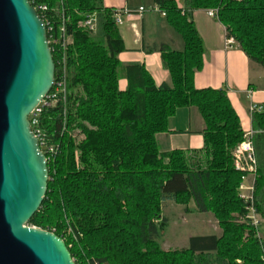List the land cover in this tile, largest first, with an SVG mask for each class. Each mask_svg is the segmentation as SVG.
<instances>
[{
    "label": "trees",
    "instance_id": "1",
    "mask_svg": "<svg viewBox=\"0 0 264 264\" xmlns=\"http://www.w3.org/2000/svg\"><path fill=\"white\" fill-rule=\"evenodd\" d=\"M30 2L48 8L38 12L49 40L56 41L51 48L57 76L63 26L71 43L65 51L66 111L59 106L40 118L47 140L59 151L49 159L48 191L29 225L62 238L76 264H264V241L239 222L247 213L239 199L246 174L236 171L233 152L245 133L224 90L195 87L205 49L192 20L195 11H218L227 37L264 68V0H184L185 10L174 0H153L184 42L182 52L160 49L171 77L170 85L161 86L143 64L119 62L125 45L114 10L103 0ZM94 14L103 17L97 36L84 27ZM121 78L128 82L125 92L119 89ZM184 108L201 114L204 147L162 153L157 136ZM252 124L256 207L264 221V108L253 113ZM167 203L186 209L193 203L197 212L212 214L221 236L191 237L186 248L164 250Z\"/></svg>",
    "mask_w": 264,
    "mask_h": 264
},
{
    "label": "water",
    "instance_id": "2",
    "mask_svg": "<svg viewBox=\"0 0 264 264\" xmlns=\"http://www.w3.org/2000/svg\"><path fill=\"white\" fill-rule=\"evenodd\" d=\"M55 78L38 11L30 0H0V264H76L62 238L28 226L49 182L30 116Z\"/></svg>",
    "mask_w": 264,
    "mask_h": 264
},
{
    "label": "crops",
    "instance_id": "3",
    "mask_svg": "<svg viewBox=\"0 0 264 264\" xmlns=\"http://www.w3.org/2000/svg\"><path fill=\"white\" fill-rule=\"evenodd\" d=\"M184 8V0H174ZM104 7L112 10L138 11L142 6L132 7L130 0H103ZM145 9V8H144ZM192 20L203 40L205 53L203 68L195 74L198 90H224L241 121L243 131H253L251 108H264V68L252 62L237 44L226 45L227 31L218 19L208 16V11L199 10ZM119 33L125 50L119 62L126 66L140 63L151 74L157 86L171 84L169 72L163 66L160 49L164 46L172 52H182V37L167 23L165 16L152 6L144 14L125 19ZM128 82L119 81V89L125 92ZM205 122L197 108L177 111L169 120L168 131L157 136L162 153L172 151L192 152L202 150Z\"/></svg>",
    "mask_w": 264,
    "mask_h": 264
},
{
    "label": "built area",
    "instance_id": "4",
    "mask_svg": "<svg viewBox=\"0 0 264 264\" xmlns=\"http://www.w3.org/2000/svg\"><path fill=\"white\" fill-rule=\"evenodd\" d=\"M36 10L47 12L48 8L47 6H41L39 9ZM144 12H145L144 8H140L138 11H132L129 9L114 10L113 19L116 26L119 27L124 24L125 19L127 18L130 19L137 15L141 17L144 14ZM163 16H165V14H163ZM208 16L217 19L218 11H208ZM96 22H97V14L90 15L85 21L84 27L88 28L91 32L95 33L97 29ZM47 33H48V25H47ZM61 35L63 41L62 48L61 50H59L61 57L57 62L59 73L57 76V70H56L54 87L52 88L51 92L47 95V97L40 103L38 108L30 116V122L32 125L33 133L39 140L41 151L46 156L47 163L49 162L50 158H53L58 154L59 147L50 144L49 141L47 140V135L45 134L43 129H41L40 118L45 110L54 109L59 106L62 107L65 112L67 107V99H68L69 71L67 67V58L65 51L67 45L71 43V40L66 39L65 37L66 31L64 26L62 27ZM51 39L52 40L50 41L48 38L50 46H51V42L56 43V41L53 38ZM226 45L232 47L233 45H235V42L232 38L227 37ZM261 111H262L261 108L252 107L251 115H253V113H258ZM254 134H255L254 131L246 132L244 134V141L233 152V160L236 171L246 174L243 177L242 184L239 187V199L243 202L247 212L246 216L241 221L254 228L257 232V238L262 241L263 239L260 234V228L262 223H264V221L262 220V218L260 217L257 211L256 198H255L258 162H257L255 148L252 142V138Z\"/></svg>",
    "mask_w": 264,
    "mask_h": 264
},
{
    "label": "rangeland",
    "instance_id": "5",
    "mask_svg": "<svg viewBox=\"0 0 264 264\" xmlns=\"http://www.w3.org/2000/svg\"><path fill=\"white\" fill-rule=\"evenodd\" d=\"M130 5L132 7L142 6L147 11H151L153 0H130ZM102 24L103 17L101 14H97L96 36L101 34ZM118 28L122 27L119 26ZM163 216L169 220V227L161 240V246L166 251L188 247V241L191 237L221 236L222 234L214 216L210 213L197 212L193 203L188 209L174 203H167V206L165 205L163 209ZM243 218L240 217L239 221ZM28 226L33 227L31 225ZM67 233L69 235V231ZM260 234L264 241V223L261 225Z\"/></svg>",
    "mask_w": 264,
    "mask_h": 264
}]
</instances>
